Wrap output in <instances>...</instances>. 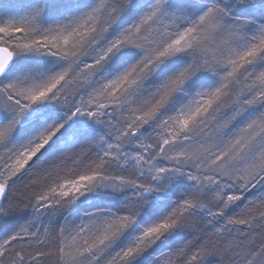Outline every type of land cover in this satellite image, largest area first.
I'll return each instance as SVG.
<instances>
[{
    "label": "snow or ice",
    "instance_id": "snow-or-ice-1",
    "mask_svg": "<svg viewBox=\"0 0 264 264\" xmlns=\"http://www.w3.org/2000/svg\"><path fill=\"white\" fill-rule=\"evenodd\" d=\"M0 264H264V0L0 3Z\"/></svg>",
    "mask_w": 264,
    "mask_h": 264
},
{
    "label": "rangeland",
    "instance_id": "rangeland-1",
    "mask_svg": "<svg viewBox=\"0 0 264 264\" xmlns=\"http://www.w3.org/2000/svg\"><path fill=\"white\" fill-rule=\"evenodd\" d=\"M4 2H6V0H0V3H3L4 4Z\"/></svg>",
    "mask_w": 264,
    "mask_h": 264
},
{
    "label": "trees",
    "instance_id": "trees-1",
    "mask_svg": "<svg viewBox=\"0 0 264 264\" xmlns=\"http://www.w3.org/2000/svg\"><path fill=\"white\" fill-rule=\"evenodd\" d=\"M9 2V0H6V2H4V4H7Z\"/></svg>",
    "mask_w": 264,
    "mask_h": 264
}]
</instances>
